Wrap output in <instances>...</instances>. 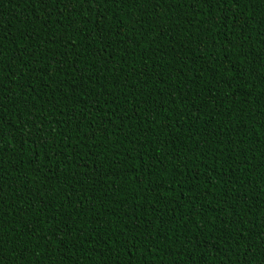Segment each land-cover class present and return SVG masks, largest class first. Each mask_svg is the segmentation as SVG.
Segmentation results:
<instances>
[{
  "label": "trees",
  "instance_id": "1",
  "mask_svg": "<svg viewBox=\"0 0 264 264\" xmlns=\"http://www.w3.org/2000/svg\"><path fill=\"white\" fill-rule=\"evenodd\" d=\"M0 264H264V0H0Z\"/></svg>",
  "mask_w": 264,
  "mask_h": 264
}]
</instances>
